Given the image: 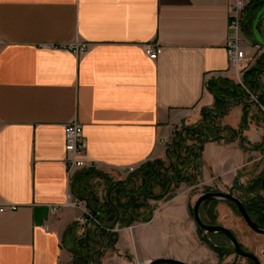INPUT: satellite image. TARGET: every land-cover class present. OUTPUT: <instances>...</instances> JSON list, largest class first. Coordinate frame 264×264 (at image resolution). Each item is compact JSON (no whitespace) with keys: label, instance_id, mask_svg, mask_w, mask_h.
Instances as JSON below:
<instances>
[{"label":"crops","instance_id":"crops-1","mask_svg":"<svg viewBox=\"0 0 264 264\" xmlns=\"http://www.w3.org/2000/svg\"><path fill=\"white\" fill-rule=\"evenodd\" d=\"M235 2L0 0V205L18 206L0 213V264L73 262L67 229L82 212L65 206L71 191L68 123H82L85 159L95 166L80 170L76 187L101 201L111 183L134 173L127 168L167 161L176 133L201 122L202 109L215 103L208 83L229 69ZM255 5L243 12V35L264 44V6ZM148 44L160 48L157 59L147 55ZM259 111L253 108V116ZM243 113L242 104L232 106L222 126L238 129ZM243 136L248 149L238 137L207 142L200 183L150 201V222L117 225L118 241L106 249L102 264L157 258L231 263L233 256L221 262L201 241L190 213L191 191L206 184L237 196L235 183L246 186L260 177L264 154L251 145L263 141L264 123L251 121ZM93 169L101 175L85 174ZM216 210L218 219L239 217L224 201ZM88 227L78 226V236ZM247 236L264 264V235Z\"/></svg>","mask_w":264,"mask_h":264},{"label":"trees","instance_id":"trees-1","mask_svg":"<svg viewBox=\"0 0 264 264\" xmlns=\"http://www.w3.org/2000/svg\"><path fill=\"white\" fill-rule=\"evenodd\" d=\"M252 1L255 2V7L264 6V0ZM252 1L250 4L253 3ZM263 76L264 54L245 73L243 85L227 77L209 81L208 90L215 98L213 107L202 109L201 122L183 127L176 133L168 147L167 161L158 159L147 162L127 179L111 183L104 201H101L94 192L82 191L76 187L77 178L80 176L78 171L71 181V192L86 201L92 214L96 215L83 236L77 234L78 226H80L78 222L67 229L70 250L74 255L72 264H102L106 249L113 247L118 241V234L114 230L117 225L122 228L136 222H150L154 217V208L150 201L172 197L182 183L190 185L198 183L204 166L203 152L207 142L221 138L231 141L238 137L243 148L248 149L246 147L248 142L243 136L244 131L251 121L257 124L264 123V113L261 110L264 105ZM252 94L258 96V102L251 100ZM237 104H242L244 109L240 127L238 129L223 127L222 118L232 106ZM255 107L260 111L253 116ZM224 132L227 134L224 135ZM251 147L264 154V139ZM94 170L85 174L101 175ZM263 176L264 171L259 178L246 186H239L238 183L234 185L248 213L262 227H264ZM209 191L211 189L206 188L204 193ZM220 202L209 200L203 204L202 217L206 223L219 224L216 208ZM227 203L241 216L233 202L227 201ZM190 213L193 216L191 206ZM198 230L201 241L218 254L221 262L235 254L226 236L208 234L199 226ZM247 260L254 264L251 260Z\"/></svg>","mask_w":264,"mask_h":264},{"label":"built area","instance_id":"built-area-1","mask_svg":"<svg viewBox=\"0 0 264 264\" xmlns=\"http://www.w3.org/2000/svg\"><path fill=\"white\" fill-rule=\"evenodd\" d=\"M252 0H236L230 12L231 23L230 28L235 33L229 37L227 41L229 69L224 73V76L230 78L237 83L243 85L245 73L256 63L257 59L264 54V44L259 42H251L243 35L242 18L243 12ZM84 49V48H82ZM147 55L151 59H157L160 53V48L148 44L145 47ZM252 101L258 102L257 95H251ZM84 128L82 123L78 121L70 122L65 126L66 139V162L68 166V175L72 181L75 174L84 169L95 167L85 159L87 145L83 140ZM138 168L131 166L126 169L128 174L135 172ZM65 206L73 207L81 210V215L77 222L82 226H89L95 219L91 210L87 206V202L75 196L71 191L68 193ZM17 205H0V213L8 210H17ZM116 230V229H114ZM264 258V250L261 253Z\"/></svg>","mask_w":264,"mask_h":264},{"label":"water","instance_id":"water-1","mask_svg":"<svg viewBox=\"0 0 264 264\" xmlns=\"http://www.w3.org/2000/svg\"><path fill=\"white\" fill-rule=\"evenodd\" d=\"M263 194H264V176L262 180ZM209 200H217L224 202H233L245 222L248 224L250 229L254 232L264 235V227L260 226L253 217L248 213L244 202L236 196L232 191L223 192V191H209L200 195L193 207V216L197 225L203 229L208 234H222L226 236L231 242V248L233 252L245 259L251 260L254 264H263L261 258L255 252L246 249L242 246L240 240L236 234L228 227L222 224H209L206 223L202 217V207L203 204ZM96 215V214H94ZM148 264H188L184 261L174 259V258H157L149 262Z\"/></svg>","mask_w":264,"mask_h":264},{"label":"rangeland","instance_id":"rangeland-1","mask_svg":"<svg viewBox=\"0 0 264 264\" xmlns=\"http://www.w3.org/2000/svg\"><path fill=\"white\" fill-rule=\"evenodd\" d=\"M245 16V15H244ZM252 18V16H250V19ZM260 39V38H259ZM260 40H262V39H260ZM260 58V57H259ZM258 58V59H259ZM257 59V60H258ZM257 62V61H256ZM255 65V64H254ZM253 65V66H254ZM263 78H264V76H263ZM203 175V174H202ZM202 175H201V177L199 178V180H198V183H196V185L197 184H199L200 183V179H202ZM183 184H187L188 185V183H182L176 190H175V192L173 193V196L176 194V192L180 189V187L183 185ZM190 185V184H189ZM191 185H195V184H191ZM208 185H206V184H203V185H200V186H198L197 188H195L194 190H192L191 191V193H192V199L194 198V202L192 203V204H190V206L191 207H194V204H195V202H196V200H197V198L200 196V195H202L203 193V189H206V188H208L207 187ZM243 186H245V185H243ZM205 191V190H204ZM99 193H100V190H99ZM236 193H238V192H236ZM238 196V195H237ZM171 197V196H170ZM219 205V204H218ZM217 211V210H216ZM236 213V212H235ZM237 214V213H236ZM238 215V214H237ZM239 217L237 218V217H235V218H233L231 215H226V217H224V218H219L218 219V223H225V224H227V225H229V227L234 231V233L236 234V236L238 237V239L240 240V242L242 241V242H244V243H246V246H247V249L248 250H250L251 248H250V246L251 245H248V241H247V234L248 233H250L251 235H254V236H257V237H262V235L261 234H258V233H256V232H254L252 229H250V227L248 226V224L245 222V220L243 219V217H241L240 215H238ZM193 217V219H194V216H192ZM219 220H221V221H219ZM156 223H157V221H156ZM224 225V224H223ZM86 230V229H85ZM84 230V231H85ZM198 234H199V230H198ZM242 244V243H241ZM242 246L243 247H245L243 244H242ZM246 248V247H245ZM257 250V248L256 247H254L253 248V250H251V251H254V250ZM260 250H257V252H259ZM256 252V253H257ZM233 256V261H231V263H229V264H251L247 259H245V258H243V257H240V256H238V255H236V254H233V255H231L230 257H232ZM222 264V263H221Z\"/></svg>","mask_w":264,"mask_h":264},{"label":"flooded vegetation","instance_id":"flooded-vegetation-1","mask_svg":"<svg viewBox=\"0 0 264 264\" xmlns=\"http://www.w3.org/2000/svg\"><path fill=\"white\" fill-rule=\"evenodd\" d=\"M252 100V99H251Z\"/></svg>","mask_w":264,"mask_h":264}]
</instances>
